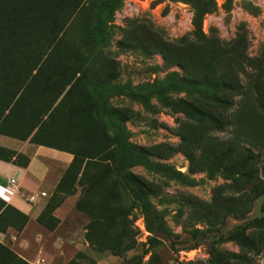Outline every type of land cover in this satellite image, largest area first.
<instances>
[{
	"label": "rangeland",
	"instance_id": "rangeland-1",
	"mask_svg": "<svg viewBox=\"0 0 264 264\" xmlns=\"http://www.w3.org/2000/svg\"><path fill=\"white\" fill-rule=\"evenodd\" d=\"M88 1L74 32L89 39L95 36L90 27L101 25L96 42L85 41V49L104 59L101 71L107 84L95 91L97 96L108 98L112 106L137 112L126 123L129 141L137 146L179 145L176 129L183 122L191 136L187 148L200 164L193 167L184 152L178 151L151 160L154 167L131 169L158 186L159 195L149 198L157 220L148 224L137 196L113 179L93 187L80 206L78 180L71 188L68 182L62 186L68 165L60 167L57 156L49 152L42 163L48 168L47 178L39 186L47 193L44 200L31 202L24 196L27 213L0 201V264H246L241 259L244 247L239 235L251 231L257 241L263 237L248 224L263 215V199L245 204L243 197L251 189L245 175L254 170L259 176L260 168H245L243 157L264 148V0ZM205 1L212 9L201 29L208 50L192 47L172 52L177 57L166 56V60L153 31L160 40L175 44L192 40V3ZM101 3H107L106 7ZM240 37L246 40L244 51ZM133 40L154 45L153 50L144 54L122 47L123 41ZM64 47L71 49L66 42ZM193 72L199 81L210 72L214 78L234 83L236 89L227 94L219 88L190 85L186 81ZM189 93L207 103L217 95L233 102L224 112L223 131L189 121L165 100L178 101ZM142 97L149 98L150 107L138 101ZM231 148L233 156L228 157ZM16 154L20 155L17 159H8V153L0 150L1 159L13 164L24 163L31 153ZM108 166L106 177L114 171L112 163ZM92 173H100L99 168L93 167ZM220 197H230L250 212L228 214L218 204ZM184 200L189 205L182 207ZM108 206L115 209L113 221L99 225ZM206 211L213 222L200 220ZM129 228L136 231L135 237ZM261 251L250 254L253 264H264Z\"/></svg>",
	"mask_w": 264,
	"mask_h": 264
},
{
	"label": "trees",
	"instance_id": "trees-1",
	"mask_svg": "<svg viewBox=\"0 0 264 264\" xmlns=\"http://www.w3.org/2000/svg\"><path fill=\"white\" fill-rule=\"evenodd\" d=\"M89 3L88 0H0V132L8 134L11 132L8 129L15 133L26 131L27 136H31L36 130L30 139L31 143L72 154L73 159L63 177L62 186L68 182L71 188L78 180L82 187L80 206L93 187L107 183L109 179L123 182L144 206L149 224L156 217L149 198L159 195L158 186L149 183L131 169L138 165L154 167L151 160L165 159L178 151L184 152L193 167L200 163L187 148L191 136L183 122L176 129L181 141L179 145L137 146L129 141L126 127L127 122L136 118L137 112L129 107L117 108L109 103L108 98L97 96L95 91L107 84L101 71L104 59L94 55L92 50L85 49V41L88 44L96 42L101 25L98 23L95 28L90 27V32L95 33V36L89 39L83 38L81 33L75 35L74 32L75 27L80 26V17L88 9ZM106 4L101 3L103 8ZM192 4V40L182 39L175 44L160 40L153 31L152 37L158 40V48L166 60V56L177 57L172 52L191 51L192 47L208 50L209 44L202 38L201 29L204 16L212 9L208 1ZM39 24L42 25L39 27ZM59 34L62 36L57 38ZM239 40L243 51L246 50L245 38L240 37ZM63 42L68 43L71 49L62 48ZM121 44L125 49L144 54H150L154 46L136 40L123 41ZM204 57L210 59L209 55ZM204 76L203 81H199L193 72L186 83L219 88L227 94L236 89L234 83L214 78L210 72ZM187 91L190 92L189 89ZM165 100L189 121L200 126L209 125L217 131L225 128L224 112L234 105L227 97L219 95L211 103L197 99L190 93L178 101ZM138 101L150 107L148 97ZM0 150L8 153V159L20 156L7 149ZM226 156H233L232 148ZM29 163L30 159L26 157L24 163L14 164L27 167ZM109 163L113 164L114 171L106 177L103 173ZM250 165L260 168L259 176L254 170L245 175L251 189L243 197L245 204L252 199H263V215L248 223L260 235L263 234V240L257 241L251 231L239 235V241L244 247L241 259L246 264H253L251 253L260 249L264 254V148L256 154L248 152L244 155L243 166L248 168ZM93 167H98L100 173H92ZM189 200L180 201L182 207L188 206ZM219 203L225 206L228 214L234 212L244 216L250 212L243 205L236 206V201L230 197L218 198ZM107 208L108 212L99 219V225L113 221L115 209L111 206ZM213 218L206 211L205 217L200 220L211 223ZM182 224L185 226V221ZM129 230L132 237H135L136 231Z\"/></svg>",
	"mask_w": 264,
	"mask_h": 264
},
{
	"label": "crops",
	"instance_id": "crops-1",
	"mask_svg": "<svg viewBox=\"0 0 264 264\" xmlns=\"http://www.w3.org/2000/svg\"><path fill=\"white\" fill-rule=\"evenodd\" d=\"M10 109L5 113H9ZM8 134L6 132H0V148L10 150L12 152L20 154H30V163L27 167H21L10 162H6L0 159V201L5 202L7 205L13 208L27 213L29 204L25 197H29L35 193L44 192L39 189V186L45 182L47 178L48 168H44L45 155L55 154L56 164L60 167L69 165L73 159V155L54 150L45 146L36 145L30 142L31 137L35 134L36 130L32 132L31 136H27L26 131L15 133L12 130ZM19 134H22L20 136ZM27 137V138H26ZM54 156V155H53ZM44 161V162H43ZM54 162L53 160L51 161ZM15 179L17 181L16 187H12L10 180ZM26 192H32L27 194ZM47 197H39V200H44Z\"/></svg>",
	"mask_w": 264,
	"mask_h": 264
},
{
	"label": "built area",
	"instance_id": "built-area-1",
	"mask_svg": "<svg viewBox=\"0 0 264 264\" xmlns=\"http://www.w3.org/2000/svg\"><path fill=\"white\" fill-rule=\"evenodd\" d=\"M10 184L12 187H16L17 181L15 179L10 180ZM46 196V193L40 192V193H35L29 197H27L31 202H35L39 197H44Z\"/></svg>",
	"mask_w": 264,
	"mask_h": 264
}]
</instances>
